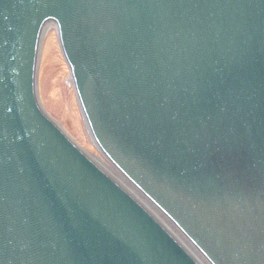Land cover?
Listing matches in <instances>:
<instances>
[{"label":"water","instance_id":"water-1","mask_svg":"<svg viewBox=\"0 0 264 264\" xmlns=\"http://www.w3.org/2000/svg\"><path fill=\"white\" fill-rule=\"evenodd\" d=\"M53 32L123 180L206 264H264V0H0V264H202L44 109Z\"/></svg>","mask_w":264,"mask_h":264},{"label":"rangeland","instance_id":"rangeland-1","mask_svg":"<svg viewBox=\"0 0 264 264\" xmlns=\"http://www.w3.org/2000/svg\"><path fill=\"white\" fill-rule=\"evenodd\" d=\"M38 86L47 113L55 115L70 132L74 138L80 139L104 164L115 173L118 178L119 172L109 163L103 154L95 146L84 123L83 116L77 103L75 91L61 54L55 32L47 36L43 50L40 55L38 69ZM127 186L135 192L141 200L158 215L160 220H164L166 225L178 236H181L186 245H190L172 223L148 202L135 188L124 181ZM153 207H152V206ZM192 249V248H191ZM193 250V249H192ZM195 252V250H193ZM199 259L206 264L201 255L195 252Z\"/></svg>","mask_w":264,"mask_h":264},{"label":"bare ground","instance_id":"bare-ground-1","mask_svg":"<svg viewBox=\"0 0 264 264\" xmlns=\"http://www.w3.org/2000/svg\"><path fill=\"white\" fill-rule=\"evenodd\" d=\"M102 161V160H101ZM103 162V161H102ZM104 163V162H103ZM111 171V170H110ZM113 173V172H112ZM117 178H118V176L115 174V173H113ZM126 187H128L127 186V184L124 182L125 180H123V178L122 177H119L118 178ZM129 188V187H128ZM130 189V188H129ZM130 191L138 198V199H140L141 200V198L135 193V192H133L132 191V189H130ZM147 206V205H146ZM147 207H149V206H147ZM151 210H153L151 207H149ZM154 211V210H153ZM155 212V211H154ZM156 214V213H155ZM158 218H160L158 215H156ZM161 221L164 223V224H166L165 223V221L164 220H162L161 219ZM170 228V227H169ZM174 232V231H173ZM178 236V235H177ZM182 241H183V239H182V237L181 236H178ZM184 242V241H183ZM185 243V242H184ZM186 244V243H185ZM187 246V245H186ZM192 252H193V254L195 253L191 248H193L192 246H190V245H188L187 246ZM195 256L199 259V257L196 255V253H195ZM202 262V261H201ZM202 264H205V263H203L202 262Z\"/></svg>","mask_w":264,"mask_h":264}]
</instances>
